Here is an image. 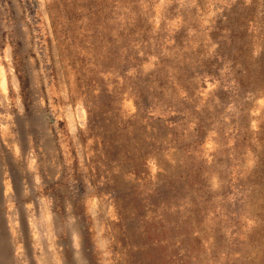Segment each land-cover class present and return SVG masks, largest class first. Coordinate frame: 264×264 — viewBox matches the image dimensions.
I'll list each match as a JSON object with an SVG mask.
<instances>
[{
    "label": "rangeland",
    "instance_id": "1",
    "mask_svg": "<svg viewBox=\"0 0 264 264\" xmlns=\"http://www.w3.org/2000/svg\"><path fill=\"white\" fill-rule=\"evenodd\" d=\"M0 264H264V0H0Z\"/></svg>",
    "mask_w": 264,
    "mask_h": 264
}]
</instances>
